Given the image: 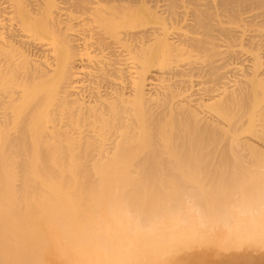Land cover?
<instances>
[{
  "label": "bare ground",
  "instance_id": "6f19581e",
  "mask_svg": "<svg viewBox=\"0 0 264 264\" xmlns=\"http://www.w3.org/2000/svg\"><path fill=\"white\" fill-rule=\"evenodd\" d=\"M63 1L0 0V264H264V0Z\"/></svg>",
  "mask_w": 264,
  "mask_h": 264
},
{
  "label": "rangeland",
  "instance_id": "374dc122",
  "mask_svg": "<svg viewBox=\"0 0 264 264\" xmlns=\"http://www.w3.org/2000/svg\"><path fill=\"white\" fill-rule=\"evenodd\" d=\"M62 1H63V0H62ZM62 1H60L61 3H59V0H58V4H57V5L60 6V9H61V5H60V4L64 3V1H63V2H62ZM65 3H66V2H65ZM63 5H65V4H63ZM65 7H66V5H65ZM63 8H64V6H63ZM64 10H65V8H64ZM146 18H147V19H146ZM151 20H152V19L150 18V16L148 17V15H146V16H144V17H141V20H139V21H140L141 25H142V23H144V24H150V25H151V24L153 23V21L151 22ZM139 21H138V22H139ZM149 21H150V22H149ZM154 24H156V23H154ZM88 25H90V24H88ZM139 25H140V24H139ZM91 26H92V24H91ZM76 27H77V26H76ZM79 28H81V27H78V28H77V31H78V32H79V30H78ZM85 28H86V27L84 26V27H82V28L80 29V32H81L80 35H82V32H83L82 30L85 29ZM75 30H76V28H75ZM75 30H74V32H75ZM71 31H72V30L68 31V33L70 32L71 34H75L74 32L72 33ZM77 31H76V32H77ZM78 32H77L76 34H78ZM80 32H79V33H80ZM84 33H85V32H83V34H84ZM89 34H90V33H88V34H84V35H87V36H85V37H89V36H88ZM93 35H94V34H93ZM60 36H61V35H60ZM60 36H59V39L57 40V43L55 42L56 45H54V49H53V51H54V52H53V55H55V53L58 54V55H57V56H58V59H60V58L64 55V54H61V53L66 52L65 49L67 48L66 46L64 47L65 41H64V42L62 41V40H64V38H63V34H62V37H60ZM82 36H83V35H82ZM90 36H91V38L89 37V40H88L87 38H85V39L88 40V42H87L88 45H91V47H88V48H90V49L87 48V50L89 51V53L92 54L93 52H95V49H97L98 51H96V52L100 54V50H99L98 48H96V47H98V45L96 46V45L92 44V42L94 41L93 39H94V36H95V35L92 37V35L90 34ZM53 37H54V36H53ZM56 37H57V36H55V40L58 38V37H57V38H56ZM92 38H93V39H92ZM90 39H91V41H92V40H93V41L91 42ZM95 39H96V38H95ZM53 40H54V39H53ZM53 40H52V42H53ZM89 42H91V43L89 44ZM94 42H95V41H94ZM95 43H96V42H95ZM95 46H96V47H95ZM92 47H95L93 52L91 51V50H92ZM61 48H62V49H61ZM63 48H65V49H63ZM59 49H60V50H64V51H62V52L60 53V50H59ZM55 50H56V52H55ZM87 53H88V52H87ZM89 53H88V54H89ZM97 53H95V54L93 53V54H94V55L92 54L93 56H92V55H88V54H86V56H83V55L85 54V52H84V54L81 55V56L78 55V56L81 57V59L84 58L85 61H83V62H87V63L90 64V67H89V64H85V65H84V63L82 62L83 64H82L81 66H82L84 69H83V68H81L82 70L79 69V70L83 71V72L79 71V72H80V75H79L80 78H79V79H81V76L85 75L86 73L88 74V72H89V74H90V71H91V70L93 71V67L91 66V64H92V65H93V64H97L98 62H97V63H96V62L93 63L94 61H93V60L91 61V59H93V57H94V58H99L100 56L98 57V54H97ZM59 55H60V56H59ZM96 55H97V56H96ZM55 56H56V55H55ZM57 56H56V57H57ZM78 56H77V57H78ZM88 56H89V57H88ZM91 56H92V58H91ZM95 56H96V57H95ZM80 57H79V58H80ZM86 57H88L87 59L90 58L89 61H86ZM184 58H185V57H184ZM182 59H183V58H182ZM95 60H96V59H95ZM99 60H100V59H99ZM179 60H180V59H179ZM186 60H188V59H186ZM60 61H62V60L60 59ZM176 61H177V60H176ZM180 61H181V60H180ZM180 61H179V62H180ZM183 61H184V60H183ZM263 61H264V60H263ZM58 62H59V61H58ZM91 62H92V63H91ZM184 62H186V61H184ZM80 63H81V61H80ZM175 63H176V62H175ZM175 63H174V64H175ZM177 63H178V62H177ZM180 63H182V61H181ZM60 64H61V62H59L58 67H60ZM94 66H95V65H94ZM58 67H56V69H58ZM86 68H87V70H86ZM59 69H60V68H59ZM89 69H91V70L88 71ZM194 70H195L194 73L191 72V74H195V75L190 76V75L188 74V75H186L187 78H186V76H184L185 79L188 80V82L190 81V84H194V83L200 81V79H202L200 76H198V72H197V75H196V69H194ZM55 71H56V70H55ZM55 71L53 72L54 74L51 76V78H54V79L56 78L57 75H55ZM58 71H59V70H57L56 73H58V75H60ZM87 71H88V72H87ZM92 71H91V72H92ZM192 71H193V70H192ZM83 73H84V74H83ZM82 74H83V75H82ZM87 74H86L85 77H88V76H89V75L87 76ZM229 76H230V74H229ZM229 76H227V77H229ZM58 77H59V76H58ZM85 77H84V78L82 77V82H83V83L85 82V81H84V80H85ZM184 77H183V80H184ZM227 77H225V80H226V81L224 80L225 83H226L227 81H229L228 79L232 80V78L234 77V75H233V77H232V74H231V78H228V79H227ZM199 78H200V79H199ZM235 78H236V76H235ZM54 79H53V80H54ZM56 79H57V78H56ZM83 79H84V80H83ZM223 79H224V78H222V80H221V82H220V85H218L221 89L224 88V87L222 88V85L226 87V84L224 83ZM254 79H255V80H254ZM259 79H261V78H259ZM86 80H89V79L87 78ZM196 80H198V81H196ZM250 80H252V79H250ZM185 81H186V80H185ZM192 81H194V82H192ZM232 81H233L232 83H234L235 80L233 79ZM258 81H259L258 78H257V80H256V78H253V81H251V82L249 83V85H250V89H251L252 91H255V92L257 91L256 93L260 96L261 93L263 92L262 88L264 87V86H263V87L260 86V84L263 85L264 83H260L261 81H260V82H258ZM77 82H78V81H77ZM77 82H76V84H74V85H75V86H74V90L76 89V91H77L76 86L79 87L78 90H82V89H80V87H81V88H84L83 91L85 90V88H86V90H87V89H88V86H92V84H89V83H92V82H90V81H89V83L86 81V82L89 84V85L87 84L88 86L86 85V82H85V85H86L87 87H82L81 85H84V84H83L81 81L78 82V83H77ZM229 82H231V81H229ZM229 82H227V83H229ZM262 82H263V81H262ZM221 84H222V85H221ZM230 84H231V83H230ZM85 85H84V86H85ZM208 85H210V83H209ZM251 85H252L253 87H252ZM261 87H262V88H261ZM220 88H219V91H220ZM253 89H254V90H253ZM223 90H224V89H223ZM85 93H87V92H85ZM257 94H256V95H257ZM262 94H263V93H262ZM258 95H257V101H259V102H260V100L263 101V99H261L262 97L260 96V97H261V98H260ZM263 97H264V96H263ZM255 101H256V100H255ZM262 101H261L260 103L257 102L258 105L261 106ZM257 103H256L255 105H257ZM258 105H257V106H258ZM257 106H256V107H257ZM260 106H259V108H260ZM253 108H254V110L256 109L255 106H254ZM253 108H251V107L249 108V109H250V110H249V111H250V115H249V114H248V115H249V121H250V122L248 121L246 124H248V123H249V124H248L245 128L243 127L244 129L240 130V131H241L240 137L251 138L250 140H252V141H253V139L255 138L254 141L256 142V140H257V143L260 144L259 146H260V147L262 146L263 149H264V141H263L264 139L261 140V139L263 138V137H262L263 135L260 136V134H257V133H260V132L255 133V132H254L255 129H256V131H258V128L252 126V123H253V122L251 123V121H254V123L256 122V124H255L256 126H257V125H258V126L260 125V124H259L260 121H259L258 117H257L258 120H256V119L252 116V115H254V113H255V111L253 110ZM257 110H258V107H257ZM250 116H251V117H250ZM247 120H248V119H247ZM255 120H256V121H255ZM254 123H253V124H254ZM257 123H258V124H257ZM261 125H263V124H261ZM260 127H261V126H259V128H260ZM263 127H264V126H263ZM263 127H261L262 130H264ZM254 128H255V129H254ZM261 128H260V129H261ZM252 129H253V130H252ZM260 129H259V130H260ZM240 131H239V132H240ZM251 131H252V132H251ZM253 133L259 135V137H261V139H260V138H259V139L256 138L257 135H256V137H255V136L253 135ZM263 133H264V132L262 131V134H263ZM252 138H253V139H252ZM254 141H253V142H254ZM255 142H254V143H255ZM256 145H258V144H256ZM257 147H258V146H257ZM261 156L264 158V155H261ZM260 158H261V157H260ZM248 160H249V159H248ZM256 160H257L256 158L251 159V160L248 162L249 166H250V164H252V163H253V164H252L251 166H254V164L256 163ZM258 160H259V159H258ZM262 161H264V159H263V160L261 159V163H262ZM261 163H260V164H261ZM258 164H259V162H257L256 165H258ZM262 167H264V163H263V166H262ZM262 169H264V168H262Z\"/></svg>",
  "mask_w": 264,
  "mask_h": 264
}]
</instances>
